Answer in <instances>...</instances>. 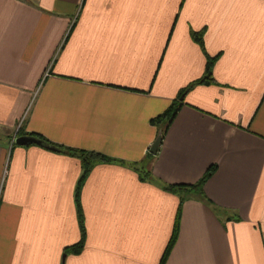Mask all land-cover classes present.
Segmentation results:
<instances>
[{"label":"crops","instance_id":"1","mask_svg":"<svg viewBox=\"0 0 264 264\" xmlns=\"http://www.w3.org/2000/svg\"><path fill=\"white\" fill-rule=\"evenodd\" d=\"M18 136L111 160L80 187L76 255L79 161ZM209 166L164 264H264V0H0V264H158L163 187Z\"/></svg>","mask_w":264,"mask_h":264},{"label":"trees","instance_id":"2","mask_svg":"<svg viewBox=\"0 0 264 264\" xmlns=\"http://www.w3.org/2000/svg\"><path fill=\"white\" fill-rule=\"evenodd\" d=\"M193 39H194V41H196V43L199 46L201 45L200 36H198V35L193 36ZM211 61L212 60H208L206 62L205 77L202 78L201 80H199L197 83H203V82H207V80H210L209 71H210ZM186 89L187 88H184L183 90H181V92L178 94L176 100H173L170 103V105L166 108L165 111H163L161 114H159L158 116H156L155 118H153L150 121L158 130H160V141L162 140V137H163V135L167 129V126L170 124V122L174 118L178 108L180 107L181 103L179 102V99L182 97V95L184 94ZM17 134L19 135L21 133L18 131ZM32 137L41 140L42 142L46 143L47 145L52 147L57 152H60V153L66 155V156H69V157L76 158L79 161L81 173H80V176L76 182V186H75V190H74V205H75V214H76L77 226H78V231H79V238H78L76 243L63 248V255H67V254L76 255L82 250L83 243H84L83 217H82L80 205L78 203V193H79L80 187L84 181L85 176L87 175V173L90 171L91 167L94 164H96L98 162L106 163V162H110L111 160H109L108 158L101 156L97 153H94V152H87V151L64 148L61 146H56V145L50 144V143L46 142L45 140H43L37 136H32ZM148 156H151V155L148 154ZM214 170H215L214 166H209L206 169V171L203 173L201 178L197 182H195L194 184H191V185H174V186L163 187V190L170 192L172 194L174 193L177 195L178 205H177V210H176L172 230L170 233V237H169L168 242H167V244H166V246H165V248H164V250L160 256L158 264H164V262L166 261V258L168 257V254H169V252H170V250H171V248L175 242L177 231H178V222H179V213H180L181 204L188 199H196L202 203L211 205V203L206 199V197L202 193V185L212 175ZM135 171L138 172V174H139L138 178L140 180H142L143 178L146 177L145 172H142L141 170L138 171L137 168H135ZM216 210H218V209H216Z\"/></svg>","mask_w":264,"mask_h":264},{"label":"water","instance_id":"3","mask_svg":"<svg viewBox=\"0 0 264 264\" xmlns=\"http://www.w3.org/2000/svg\"><path fill=\"white\" fill-rule=\"evenodd\" d=\"M159 143H160V130L158 131L154 141L150 145L148 152L150 154L154 155L156 153L158 146H159ZM12 144L16 145V146L36 145V146H40V147L48 149V150H53L52 147H50L46 143H44L41 140L34 138L32 136H18V137L13 139Z\"/></svg>","mask_w":264,"mask_h":264}]
</instances>
